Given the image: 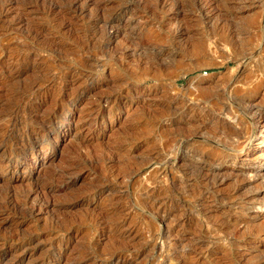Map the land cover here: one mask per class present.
<instances>
[{
    "label": "rangeland",
    "instance_id": "1",
    "mask_svg": "<svg viewBox=\"0 0 264 264\" xmlns=\"http://www.w3.org/2000/svg\"><path fill=\"white\" fill-rule=\"evenodd\" d=\"M183 2L193 19L181 26L167 0H0L2 263L38 264L52 243L45 264H219L220 252L239 258L245 250L242 263L264 260V230L232 224L263 217L264 192L241 215L242 204L218 200L244 188L235 200L247 196L249 207L264 175L240 181L221 174L222 183L196 195L194 180L184 178L180 188L179 175L161 171L176 153L203 171L235 168L222 164L220 138L211 135L219 127L204 112L222 111L216 84L232 80L244 79L247 87L238 88L247 90L248 105L264 102V0L228 1L233 15L223 11L227 25L217 26L198 20L202 5ZM106 32L117 33L114 43ZM184 108L193 111L177 117ZM88 110L99 113L95 120ZM169 118L176 124L166 127ZM257 131L249 134L254 145ZM188 138L194 143L176 152ZM20 141L28 143L23 152ZM253 153L238 156L247 169L263 162L251 160ZM22 201L23 214L14 207ZM226 208L230 229L218 219ZM64 230L70 238L60 241ZM29 237L33 245L13 250Z\"/></svg>",
    "mask_w": 264,
    "mask_h": 264
},
{
    "label": "bare ground",
    "instance_id": "2",
    "mask_svg": "<svg viewBox=\"0 0 264 264\" xmlns=\"http://www.w3.org/2000/svg\"><path fill=\"white\" fill-rule=\"evenodd\" d=\"M167 1H169L168 5H167L168 10L171 11V13H172L171 18L178 20V23H180L181 26H183L186 22L192 21L193 15L185 11L186 9H184V6L182 5L184 3L183 0H167ZM194 1L196 3H199L200 6L202 5V8L204 9L203 13L201 12L202 14L199 13V14H201V18H198V20H203V21H205V23H209V24H213V25L217 26L220 23L221 24L224 23V25H227L228 18L222 17L223 15H221V13H223V11H224L223 14L228 15V17L230 15H233L232 7L229 5L228 1L233 2V1H237V0H194ZM203 2H204V5L202 4ZM221 2H223V5H224L223 9H225V10L219 9L218 4H221ZM57 9L58 8H56V10ZM239 9H242V8H239ZM200 11H201V9H200ZM225 12H227V13H225ZM235 15H236V13H235ZM214 18L216 19V21L212 23V20ZM262 21H264V20H262ZM104 24L106 27L109 26L108 21H107V23L105 22ZM260 30H261L260 31L261 34L263 35L264 34V25ZM103 38H106V40H109V41H113V43H114L115 42L114 40L117 38V33L116 32H108V33L106 32L104 34ZM103 38H101V39H103ZM263 67L261 66L259 68L260 73H264ZM241 80H242L241 82L240 81L236 82V80H232V81H228L222 85L216 84V87H218V90L220 89L219 91L223 92V96H224V99L226 102L223 101V103H221V106H219V110H222L221 112L215 111L214 109L213 110H207L206 108H205L206 111L204 112L205 113L204 116L206 117V121H210L209 123H211L212 126H214V127H216V126L219 127L217 130H213L211 132V135L213 138H215V137L220 138L219 141L221 142V144L219 143L216 147L222 151V156H221L222 164L223 163H224L223 165L229 164L230 166L234 165L235 168L227 171V169H225L226 166H224V168L222 169L223 172H220L219 168H212L208 171H203L201 169V166L195 164L193 160H191L189 162L187 157L183 154L179 155L176 153V154L170 155L169 159H167L166 162L161 164V171H163V172L166 171V173L172 175V180L176 179L174 177L175 174L179 175L177 179L182 180L181 183H179L180 188H186V186H184L186 184H185V182H183L184 178H186L187 180L191 179V181L194 180L196 182L197 186L200 187V188H197V190L195 191V194L201 195L205 190L212 189L215 185L218 184V182H219V184L222 183L223 180L220 181V177L222 175H224L225 177L226 176H232L233 178H240L241 177L240 181L247 179V176H250V178L254 179V178H258L259 176L264 175V172H263L264 169H260L261 165L264 164V149H259L260 144H264V131H262V129H264V114L262 113L264 110V102H261L259 104L257 103V104L248 105L247 99L244 97L247 90L242 92V90H240V88H238V85H240L242 87H247V86H245L246 84H245L244 79H241ZM140 90L141 91L138 90V92L143 93L142 89H140ZM206 92H208V91H206ZM35 93L36 92H34V94L32 96H35ZM211 93L212 92H210V95H211ZM212 95L214 96L213 99H215L216 101H219V99L221 98V96L218 95L216 92H213ZM127 97H126V100H128L130 98V96H127ZM59 101H57V102H59ZM59 104H60V102H59ZM51 105H52V103H51ZM55 106H57V105H55ZM184 107H186V105H184ZM37 108H39V107H37ZM46 108H48V107H46ZM71 110H74V109H71ZM217 110H218V108H217ZM50 111H52V110H50ZM192 111L190 108H184V110L180 111L178 114H176V116L179 118H184L187 115H189ZM224 111L227 112L226 113L227 115H225ZM48 113H49V111L47 112V115H49ZM201 113H202V111H201ZM30 114H31V112L29 113V115ZM54 114L56 116L55 118L59 119L65 114V110L60 107V109L54 111ZM98 115H99V113L97 111L91 112V110H88L86 118L89 117L88 119L90 121H93V119L95 120V118H97ZM247 116H248V119H247ZM43 119H45V118H43ZM47 123L49 125V122H47ZM161 123H164V120H163V122L161 121ZM45 124H44V126H45ZM175 124L176 123H175L174 119L169 118V119H167L165 126L168 127V126H172ZM41 125H43V124H41ZM84 125H87V123H85ZM45 128H46V126H45ZM255 128L258 130L257 131V138L255 139L258 141L256 143V145L252 144L253 140L251 139V136L249 135L251 130H253ZM49 130H47V131H49ZM14 139H15V137H14ZM14 142H16V140ZM192 143H194V138H188V139L180 140V142L177 143L176 152L180 151L181 149H188L190 147V145H192ZM15 144H17V143H15ZM18 145L20 147V151L23 152L24 150H26L28 143H22L21 145L17 144V146ZM249 152H254L252 154L251 160H253V161H256L259 159L263 160L262 164L258 168L254 166V167H251L250 169H247V167L242 164L243 160L238 159V156H240L241 154H248ZM11 154H12V152H11ZM5 157H7V156H4V158ZM1 158H2V156L0 157V159ZM198 159H201V161L203 163H205L207 158L205 159L204 153H201V157L199 156L197 158V160ZM197 160L195 162H197ZM175 162H177V163H175ZM208 162H209V165H213V162L211 160H209ZM190 165H191V167H190ZM191 169H194L196 171L197 175L195 177H193V175L191 176V174H190ZM188 171H190V172H188ZM15 172H17V169H10V173H15ZM131 173L135 174V171L132 170ZM152 173H153V175H156L158 173V171L154 170ZM191 177H193V178H191ZM93 184H94V187H96L98 185L100 186L102 183H100L99 181H95ZM171 185L173 188L175 187V185H173V184H171ZM241 189H244V188H234L232 190V193L223 194V195H220L218 197V200L220 202H225V204L231 202V204H230L231 206L242 204V205H240L239 215L244 214L245 210H247L248 208H253L255 205V202L259 201V199L256 196L258 194H261L262 192H264V189H262V191L261 190L256 191L255 194L251 196V198L254 199V201L249 203V207H247V196L244 200H242V199H239V201L235 200L236 196H237L236 194L239 195V192ZM256 189H259V188H256ZM259 191H261V192L259 193ZM184 192H186V191H184ZM212 193H215V191L212 190ZM262 200L264 201V197ZM9 204H11V203H9ZM17 204L18 205H14V207L16 208L17 211H20V213H22V211H25V213L28 211V210L27 211L24 210L23 207L25 206V203H23V201L19 202ZM14 207H13V209H15ZM32 208H29L30 212H31ZM25 209H26V206H25ZM226 209H227V211L222 210L220 212V214H218V219H219V221H221V223L225 224V227L227 229L234 227V225H232V224H238V226H242L244 228H247V224H248V226L250 225V226L254 227L255 229L264 230V216L261 218H258V219H253L254 217H252L248 221L247 220L244 221V223L233 221L234 223L232 222V224H230L231 223L230 219H228L230 217V215H229V209L230 208H226ZM262 209H264V205H262ZM183 223H185V222L184 221L181 222V224H183ZM60 225H62V224H60ZM60 227H63V226H60ZM64 233H62V234L60 233L61 234V236L59 238L60 241L63 240L64 238H67V237L70 238L69 234H71V233H68V230H64ZM51 240H54V239L51 238ZM34 241L36 242V237H29V238H27V240L19 241L17 243V245H15L13 247V250L14 251H21V250L24 251L25 247L31 245ZM52 244H49L48 248H45V249H44V246L42 247L43 251H42V253L40 252L41 256L39 258L40 260H39L38 264H45L46 262H48L47 256L51 251H54L53 249L55 248ZM252 248H256V244H254V242L250 243V245H249V249H252ZM227 253H225V252L219 253V257L217 260V261H220L219 264H244V263H242V258H243V254L247 253V250H245L241 254L242 257H239V258H237V257L235 258L232 255V253H229V254H227ZM4 254L5 253H3L2 255H4ZM261 255H262V253H261ZM4 261H3V263L0 261V264H5ZM22 262H23V258H18L15 261H13V260H12V262L10 261V264H22ZM110 262H112V260ZM110 262H108V264H111ZM32 264H37V262H34ZM102 264H104V263H102ZM253 264H264V260L257 259Z\"/></svg>",
    "mask_w": 264,
    "mask_h": 264
}]
</instances>
